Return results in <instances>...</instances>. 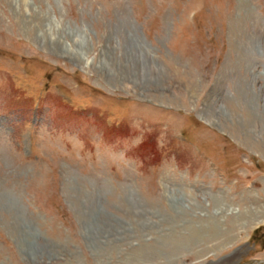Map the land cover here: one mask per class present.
Here are the masks:
<instances>
[{
    "label": "rangeland",
    "instance_id": "1",
    "mask_svg": "<svg viewBox=\"0 0 264 264\" xmlns=\"http://www.w3.org/2000/svg\"><path fill=\"white\" fill-rule=\"evenodd\" d=\"M23 1L0 0V264H264V0Z\"/></svg>",
    "mask_w": 264,
    "mask_h": 264
},
{
    "label": "bare ground",
    "instance_id": "2",
    "mask_svg": "<svg viewBox=\"0 0 264 264\" xmlns=\"http://www.w3.org/2000/svg\"><path fill=\"white\" fill-rule=\"evenodd\" d=\"M13 1H15L16 3L18 2V0H13ZM25 1V5H29V2H28V0H24ZM23 1V2H24ZM22 4V3H21ZM19 6V5H18ZM21 12V11H20ZM23 13V12H22ZM120 26H125V25H123V24H121L120 23ZM74 34V33H73ZM75 37V41L77 42V43H75V44H77V45H80L81 47H83V48H87V40L81 35L80 37H78V35L76 36V35H74ZM132 37V36H131ZM130 38V37H129ZM47 40V39H46ZM135 41V42H134ZM49 42H51V44L54 46V45H56V44H58L59 43V40H57V38L56 37H50V41ZM133 42L134 43H136V44H132L131 45V47H130V49L128 50V52H130L131 53V57L134 59H136V60H139V61H142V68H143V71L145 72V76L146 77H144V79H142L141 81H142V83H144V85H145V82L148 80V79H150V75H148V70L149 69H151V67L153 66V68L155 67L154 65L156 64V62H153L152 61V59H150V61H146V56L147 55H150V52H149V50H147L146 49V52H144V53H142V54H140V53H136V52H134L133 50L134 49H137V44H138V41H136L135 39L133 40ZM64 45V44H63ZM139 46V45H138ZM142 47V46H141ZM65 48V47H64ZM129 48V47H128ZM68 50V49H67ZM142 50V49H141ZM82 51V50H81ZM71 52V51H70ZM142 52V51H141ZM71 53H76V51L74 50V51H72ZM152 58V57H151ZM110 60L109 61H104L101 65L104 67V68H106V69H108V70H110V73H111V76L113 77V78H118L119 77V75H123L124 76V78H127V79H129L131 76H128V73H126L125 74V70L123 69L124 68V66H123V64H119V63H114L115 62V59H114V57H112L111 56V53H110V58H109ZM87 64L89 63V62H86ZM155 63V64H154ZM119 71V72H118ZM123 71V72H122ZM125 71V72H124ZM153 72V71H152ZM121 73V74H120ZM148 75V76H147ZM148 77V78H147ZM134 80V79H133ZM133 84L132 85H128L127 87H133L135 84L136 85H138L139 86V81H134V82H132ZM135 83V84H134ZM142 83H140V84H142ZM147 84V83H146ZM135 85V86H136ZM134 86V87H135ZM130 88V89H131ZM205 113H207V112H205ZM204 118V117H203ZM207 121V120H206ZM210 122L212 123V124H216L217 122H216V119L214 118V119H210ZM95 199V200H94ZM97 201V199L95 198V197H91V199L89 198V200H87V204H90L92 207L93 206H95V202ZM129 202H131V199H129L128 200ZM13 203H14V201H12ZM88 207H90V206H88ZM89 213H90V210L88 209L87 210ZM89 215V214H88ZM25 228H27V226H25V224L23 225Z\"/></svg>",
    "mask_w": 264,
    "mask_h": 264
}]
</instances>
